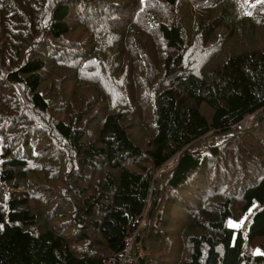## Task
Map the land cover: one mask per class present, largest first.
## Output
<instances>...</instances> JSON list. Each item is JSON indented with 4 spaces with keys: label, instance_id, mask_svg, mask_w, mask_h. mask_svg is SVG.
Here are the masks:
<instances>
[{
    "label": "trees",
    "instance_id": "1",
    "mask_svg": "<svg viewBox=\"0 0 264 264\" xmlns=\"http://www.w3.org/2000/svg\"><path fill=\"white\" fill-rule=\"evenodd\" d=\"M122 262L264 264V0H0V264Z\"/></svg>",
    "mask_w": 264,
    "mask_h": 264
},
{
    "label": "built area",
    "instance_id": "2",
    "mask_svg": "<svg viewBox=\"0 0 264 264\" xmlns=\"http://www.w3.org/2000/svg\"><path fill=\"white\" fill-rule=\"evenodd\" d=\"M250 123H251V120L249 119V115H247L241 120V122L237 124V128L239 129L246 128L250 125ZM170 163L171 161H169L167 165H169ZM129 245L130 243H128L127 249L129 248ZM121 264H123V262Z\"/></svg>",
    "mask_w": 264,
    "mask_h": 264
},
{
    "label": "rangeland",
    "instance_id": "3",
    "mask_svg": "<svg viewBox=\"0 0 264 264\" xmlns=\"http://www.w3.org/2000/svg\"><path fill=\"white\" fill-rule=\"evenodd\" d=\"M252 118H254V115H249V119H250V120H253ZM140 129L142 130L143 133H145V132H144L145 129H143V128H140ZM135 131H137L135 135H136L139 139H142V135H143L142 132H140L139 129H138V130H135ZM243 223H244V222H243ZM243 223H242V224H243ZM242 224H240V225H242ZM229 225H233V226H235V223L232 222V221H229ZM246 227H247V226H246ZM133 238H134V237L131 238V242L133 241ZM131 242H130V244H131ZM127 257H128V255H125V256H124L125 260H127Z\"/></svg>",
    "mask_w": 264,
    "mask_h": 264
}]
</instances>
